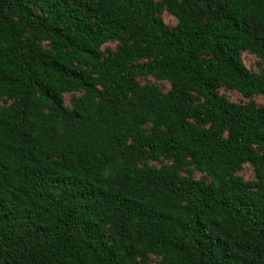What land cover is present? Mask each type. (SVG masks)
<instances>
[{
  "label": "trees",
  "instance_id": "trees-1",
  "mask_svg": "<svg viewBox=\"0 0 264 264\" xmlns=\"http://www.w3.org/2000/svg\"><path fill=\"white\" fill-rule=\"evenodd\" d=\"M247 51L264 0H0V264H264Z\"/></svg>",
  "mask_w": 264,
  "mask_h": 264
},
{
  "label": "rangeland",
  "instance_id": "rangeland-1",
  "mask_svg": "<svg viewBox=\"0 0 264 264\" xmlns=\"http://www.w3.org/2000/svg\"><path fill=\"white\" fill-rule=\"evenodd\" d=\"M163 21L169 26V27H174L177 23L176 19L174 16L169 14L168 12H164L162 15ZM116 43L110 42L108 44H105L103 46V49H106L107 47L110 48H115ZM243 60L246 65V67L256 73L259 74L262 72L264 65L260 62V60L251 52L247 51L243 53ZM142 84L146 83H154L158 86H160L163 90L168 91L170 89V85L167 81H162L158 80L153 77H144L139 79ZM221 94H225L231 101L237 102V103H247L249 99L244 98L239 92L235 90H226V89H221ZM79 96L80 94H76ZM73 94H65V103L67 105L71 104V99H72ZM258 105H264V97L262 96H255L253 99ZM239 175H241L245 180H253L255 179V174L253 167L250 164H245L243 169L239 172ZM197 177L200 178L201 174L197 173ZM153 263L152 264H158L159 259L153 256Z\"/></svg>",
  "mask_w": 264,
  "mask_h": 264
}]
</instances>
